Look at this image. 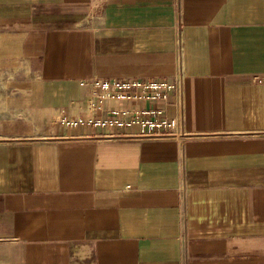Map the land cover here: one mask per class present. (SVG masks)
Returning <instances> with one entry per match:
<instances>
[{
  "label": "crops",
  "instance_id": "obj_1",
  "mask_svg": "<svg viewBox=\"0 0 264 264\" xmlns=\"http://www.w3.org/2000/svg\"><path fill=\"white\" fill-rule=\"evenodd\" d=\"M179 65L181 137L57 122ZM0 264H264V0H0Z\"/></svg>",
  "mask_w": 264,
  "mask_h": 264
},
{
  "label": "built area",
  "instance_id": "obj_2",
  "mask_svg": "<svg viewBox=\"0 0 264 264\" xmlns=\"http://www.w3.org/2000/svg\"><path fill=\"white\" fill-rule=\"evenodd\" d=\"M260 82L262 77L253 76ZM80 84L88 88L84 109L75 117L65 114L57 122L67 127L89 124L109 128L110 133L103 136L122 134L114 130L137 127L133 134L141 137H174L184 134L183 114V74L179 65L172 80L154 78H100L83 79ZM123 101L136 102L134 107L114 104ZM113 103L112 107H106ZM138 103V104H137ZM169 106L175 108L171 114ZM106 108V109H105ZM105 111L100 115L96 111Z\"/></svg>",
  "mask_w": 264,
  "mask_h": 264
}]
</instances>
